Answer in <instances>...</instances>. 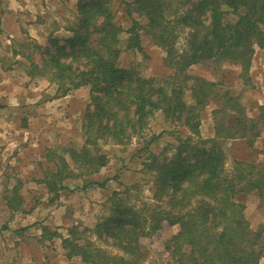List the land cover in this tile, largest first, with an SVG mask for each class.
<instances>
[{
  "label": "trees",
  "instance_id": "obj_1",
  "mask_svg": "<svg viewBox=\"0 0 264 264\" xmlns=\"http://www.w3.org/2000/svg\"><path fill=\"white\" fill-rule=\"evenodd\" d=\"M111 1L77 0L66 28L69 36L52 37L46 45L32 42L42 59L40 65L32 62L37 75L57 83L62 94L90 87L81 124L84 143L63 149L55 171L45 175L52 177L46 187L66 190L70 179L83 181L81 189L104 187L107 179L90 178L110 161L100 143L121 145L143 138L157 111L189 134L177 138L170 155L167 149H147L142 171L152 175L151 202H130L129 190L136 186L113 190L106 214L93 227L67 228L61 238L65 256L85 264H143L148 250L144 240L177 226L163 244L168 256L159 264H264V237L250 227L245 204L237 198L251 191L264 197V163L234 159L231 170L225 168V142L250 143L254 127L234 97L216 91V82L188 73L200 64L224 63L246 73L255 48L264 47V0L125 1L129 13L140 17L132 18L128 28L117 22ZM124 32L128 37L122 48ZM142 34L162 50L163 66L171 75L145 77L134 65L121 64L123 50L142 52ZM186 90L190 101L183 98ZM219 96L227 97L224 108L233 116L232 124L215 121L214 135L202 138L201 110ZM6 202L13 211L20 209V198L13 194Z\"/></svg>",
  "mask_w": 264,
  "mask_h": 264
},
{
  "label": "rangeland",
  "instance_id": "obj_2",
  "mask_svg": "<svg viewBox=\"0 0 264 264\" xmlns=\"http://www.w3.org/2000/svg\"><path fill=\"white\" fill-rule=\"evenodd\" d=\"M125 1L130 0H112L110 7L117 22L128 28L132 18L140 17L129 13ZM76 3L77 0H0V264H28L24 252L34 255L40 264H62L65 250L61 238L67 236V228L75 226L81 231L93 227L106 214L107 198L113 190L136 186L129 190L130 202H151L152 175L142 171L147 151L167 149L170 155V146L177 138L189 134L180 123L157 111L148 120L143 138L133 137L121 145L112 140L100 143L110 161L90 178L98 182L107 179L104 187L92 186L82 191L79 186L83 181L70 179L65 181L66 190H48L47 180L52 177L45 175L55 171L63 149L79 148L84 143L81 124L90 87L62 94L57 83L37 75L32 62L40 65L42 59L32 42L46 45L52 37L69 36L66 28L74 19ZM127 37L125 32L120 35L122 48ZM141 45L142 52L136 54L123 50L121 64L134 65L145 77L172 74L163 66L164 53L148 36L142 34ZM188 73L216 82V91L234 97L254 126L248 135L253 138L250 143L247 139L225 142V168L231 170L234 159L263 164L264 47L255 48L246 73L228 63L200 64ZM227 97L213 98L202 108V138L214 135L215 121L232 124L233 116L224 108ZM183 98L190 101V92L186 90ZM153 135L158 137L146 145L145 141ZM12 194L20 198L17 211L7 206L6 200ZM237 198L245 204L244 215L250 227L264 237V197L251 191L241 192ZM177 230L173 226L146 238L148 250L143 264L164 263L168 255L163 244ZM55 233L59 236L55 237ZM101 246L116 252L102 243ZM261 260L264 262V253ZM69 262L66 264H85L78 257Z\"/></svg>",
  "mask_w": 264,
  "mask_h": 264
},
{
  "label": "crops",
  "instance_id": "obj_3",
  "mask_svg": "<svg viewBox=\"0 0 264 264\" xmlns=\"http://www.w3.org/2000/svg\"><path fill=\"white\" fill-rule=\"evenodd\" d=\"M260 105H261V103H260ZM230 113V112H229ZM247 118H248V116H247ZM249 119V118H248ZM250 120V119H249ZM251 121V120H250ZM250 125H251V123L250 122H248ZM247 123V124H248ZM253 126V125H252ZM254 127V126H253ZM251 132V131H250ZM80 190H85V189H81L80 188ZM254 230H257V229H254ZM258 231V230H257ZM24 257H25V261L26 262H28V264H40V262L35 258V256L34 255H32L31 253H29V252H24ZM62 258L64 259V261L62 260V264H66V263H70L69 261L73 258V257H71V258H67L66 256H65V254L64 253H62ZM46 264V263H45Z\"/></svg>",
  "mask_w": 264,
  "mask_h": 264
}]
</instances>
